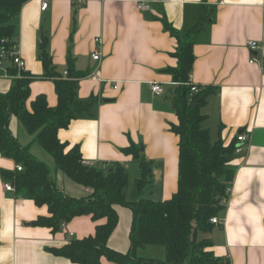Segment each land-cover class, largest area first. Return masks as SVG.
<instances>
[{
  "label": "crops",
  "instance_id": "0c3cea01",
  "mask_svg": "<svg viewBox=\"0 0 264 264\" xmlns=\"http://www.w3.org/2000/svg\"><path fill=\"white\" fill-rule=\"evenodd\" d=\"M42 1H47L44 10ZM139 1L146 2L149 9L139 10ZM263 3L264 0H27L14 20L17 52L25 62V73L32 77L27 108L39 95L49 106L57 102L53 79L43 77L45 69L39 55L44 43L56 74L63 78L71 71L85 74L77 79V98H97L88 112L77 115L57 131L58 139L67 147L78 145L86 165H124L127 193L133 185L129 183L131 173L139 175L140 168L123 150L132 143L139 146L152 173V185L146 194L161 201L177 189L179 141L170 129L177 123L169 93L175 83L165 71L177 65L173 55L177 41L165 30L161 18L184 33L201 15L205 16L193 45L189 75L190 82L200 90L212 88L200 108L205 115L202 127L209 130L212 142L220 139L224 145L236 143L239 133L247 135L240 153L232 156L234 177L230 195L217 216L221 223L202 236L211 241L208 249L213 255L228 259L229 264H264ZM249 39L259 43L256 51L247 47ZM95 50L99 52L98 60L91 57ZM11 83V78L0 77V93L7 92ZM153 83L162 85L163 94H153ZM9 130L21 146L51 168L58 189L74 198L91 194L90 187L53 169L51 156L34 142V135L15 116L10 118ZM21 168L0 154V264H78L53 254L49 248L93 235L97 222L81 215L57 231L32 225L38 216L48 215L47 207L36 205L24 194L6 190L9 182L2 176V171ZM115 208L118 223L107 245L127 252L132 213L124 206ZM100 264L116 263L101 257Z\"/></svg>",
  "mask_w": 264,
  "mask_h": 264
},
{
  "label": "trees",
  "instance_id": "16d2710c",
  "mask_svg": "<svg viewBox=\"0 0 264 264\" xmlns=\"http://www.w3.org/2000/svg\"><path fill=\"white\" fill-rule=\"evenodd\" d=\"M27 0H0V48L11 50L15 44L16 24L21 6ZM165 30L176 38L174 56L177 65L167 68L175 83L170 90V101L177 116V123L170 126L179 138L177 189L168 199L156 201L146 192L152 185L149 162L140 147L131 144L123 151L137 162L140 174L134 179L127 193L128 173L121 163L95 167L86 165L78 145L65 151L68 144L61 142L57 131L66 127L77 115L88 112L97 98H77V79L83 73L69 72L67 77L56 74L51 67L45 44H41L40 59L44 66L43 77L53 79L57 102L49 106L43 95L30 103L29 82L32 77L18 71L9 63L11 86L0 93V154L22 166L21 170L2 171L5 181L11 183L16 194H24L38 206L47 207V216H38L32 225L45 226L57 231L72 218L88 215L97 222L93 235L73 238L50 251L78 264H100L101 257L116 264H229L228 259H218L208 248L211 241L200 237L214 224L210 219L218 216L221 203L227 197L226 189L234 177L232 156L235 143L224 145L220 139L212 142L209 130L202 127L205 115L200 108L212 88L198 92L190 90L189 75L194 55L193 45L202 30L205 16L201 15L186 32L180 33L163 17ZM4 39V42L1 40ZM21 73L20 78L15 75ZM11 116H15L34 135L36 142L53 160V169L61 170L75 183L90 187L92 192L85 198H74L55 185L51 168L21 146L9 130ZM228 199V197H227ZM131 210L129 231L130 247L120 252L107 245L108 238L118 223L115 206ZM103 219L104 222L98 221ZM148 245H161L165 256L162 260H148L137 250Z\"/></svg>",
  "mask_w": 264,
  "mask_h": 264
},
{
  "label": "built area",
  "instance_id": "2783aa9c",
  "mask_svg": "<svg viewBox=\"0 0 264 264\" xmlns=\"http://www.w3.org/2000/svg\"><path fill=\"white\" fill-rule=\"evenodd\" d=\"M263 6H264V3H263ZM46 7H47V1H42L41 2V9L44 10ZM137 7L141 11H145V10L149 9V5L144 1H139L137 3ZM4 41H5L4 39L1 40V42H4ZM96 41H100V40L97 39ZM246 44H247V47L249 48L250 51H256L259 48V43L256 40L249 39L246 41ZM91 57L94 60H98L99 59V52L95 50L92 53ZM253 61H254V58L252 57L250 59V62L252 63ZM9 63L12 64L13 66H15L18 71H21L25 68V62L19 56V54L17 52V46L15 44L12 46L11 50L4 49L3 47L0 48V77H3V78H11L12 77L9 75L8 70H7V66L9 65ZM64 74L66 75V71L64 72ZM190 85H191L190 90L192 92H198L200 90V88L196 84H193L190 82ZM151 91L153 92V94L155 96H160L161 94H163L164 89H163L161 84L153 83V84H151ZM246 140H247V135L245 133L242 132V133L237 134L235 148H234L235 153H240L241 145ZM5 189L13 191L14 187L11 185V183H6ZM230 192H231V186L227 187V189H226L227 197H229ZM227 197L222 200L221 203L223 205L226 203ZM210 222H212L213 224H220L221 223V221L218 219L217 216L212 217L210 219ZM62 226H64V224H62Z\"/></svg>",
  "mask_w": 264,
  "mask_h": 264
},
{
  "label": "rangeland",
  "instance_id": "374dc122",
  "mask_svg": "<svg viewBox=\"0 0 264 264\" xmlns=\"http://www.w3.org/2000/svg\"><path fill=\"white\" fill-rule=\"evenodd\" d=\"M22 76V74L17 73L15 75L16 78H20ZM38 145V144H37ZM40 147V146H39ZM71 149V147H67L65 151H69ZM135 176H139V175H133V173H131L130 178H129V183L131 184L133 182V180L137 177ZM132 185V184H131ZM204 233H200V237L203 236ZM138 255L147 258L148 260H162L165 256V251L163 246H148L146 248H142V249H138Z\"/></svg>",
  "mask_w": 264,
  "mask_h": 264
},
{
  "label": "water",
  "instance_id": "95a60500",
  "mask_svg": "<svg viewBox=\"0 0 264 264\" xmlns=\"http://www.w3.org/2000/svg\"><path fill=\"white\" fill-rule=\"evenodd\" d=\"M104 100H107V99H104ZM238 132H241V130H240V131H238Z\"/></svg>",
  "mask_w": 264,
  "mask_h": 264
}]
</instances>
